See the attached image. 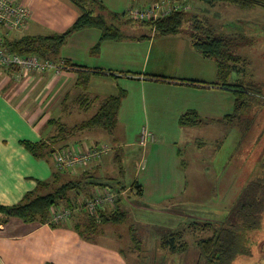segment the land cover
<instances>
[{
  "label": "crops",
  "instance_id": "0c3cea01",
  "mask_svg": "<svg viewBox=\"0 0 264 264\" xmlns=\"http://www.w3.org/2000/svg\"><path fill=\"white\" fill-rule=\"evenodd\" d=\"M14 1L29 10L30 18L23 35H12L11 40L23 36L63 34L78 16L77 9L67 0ZM97 1L108 11L122 14L129 9L148 8L161 0ZM169 1L179 3L178 0ZM182 2L186 3V0ZM135 5L138 8H133ZM99 38L100 32L94 28L68 35L51 60L64 66L59 72L47 70L20 76L13 70H0V205L18 204L26 194L37 188L39 182L49 181L56 171L50 159L34 157L24 143H40L52 137L55 127L49 124L50 120H59L70 128L78 123L74 118L82 116L71 104L76 90L73 87L76 74L66 68L65 63L101 71V74L90 77V95L107 97L113 95L117 88L126 93L117 112L114 132L118 135L117 140L122 139L127 149L125 155L120 154L121 158L129 159L121 160L117 167L116 153H111L116 146L112 148L99 143L92 138V131H84L68 137L67 145L80 149L98 144L106 146L109 152L75 174L95 171L100 185L117 194L115 208L119 210L123 209L119 196L128 193L139 198L147 209L183 205L187 184L177 148L182 136L179 132H197L204 117L213 119L231 114L235 110V99H229L225 93L229 92L227 89L215 86L214 62L198 55L185 34L159 37L152 34L142 40L103 41L94 51ZM153 50L154 57H151ZM149 76H162L168 80H156ZM233 77L230 75L228 80ZM188 80L208 84L198 86L181 82ZM220 100L224 101L222 106ZM187 112H194L199 123L180 125V117ZM128 121H134L137 129L142 126L141 130L145 128L151 132L153 140L145 146L138 144V137L131 142L130 134L125 132ZM169 129L177 132L173 140L167 136ZM159 133L164 136L160 137ZM156 135L159 138H155ZM126 164V177L130 179L131 176L132 180L138 181L140 196L132 189L125 194L128 189L122 186L118 190L111 189L104 182L118 171L123 172ZM127 204H133V201ZM73 217L54 227L8 218L0 224V264L140 263L141 254H145L143 251L140 253L130 247L124 252L119 246L120 239L103 238L105 230H115L120 224L101 225L96 234L93 233L94 236H88L82 233L84 221L77 222ZM159 250L166 251L161 246Z\"/></svg>",
  "mask_w": 264,
  "mask_h": 264
},
{
  "label": "rangeland",
  "instance_id": "374dc122",
  "mask_svg": "<svg viewBox=\"0 0 264 264\" xmlns=\"http://www.w3.org/2000/svg\"><path fill=\"white\" fill-rule=\"evenodd\" d=\"M162 1L167 0L155 3ZM178 1L179 5L174 6H182V0ZM184 4L188 7L185 12L203 17L215 33H220L227 40L228 48L239 57L236 67L241 68L244 73L243 83L257 84L263 100L259 102L251 96L252 106L243 119L232 110L225 117H204L197 132H179V136H182L177 148L187 184L183 205L147 209L134 194L120 195L119 202L123 208L121 210L125 213L124 222L115 230H105L103 238L114 237L115 241L120 239L119 246L126 252L130 247L135 248L132 240L134 236L136 244L145 253L141 254L142 264H209L196 244V240L203 235L198 231L193 232L191 226L197 222L219 225L230 222L240 227L237 229L238 238L240 241L245 239L246 250V253L237 252L230 264H264V9H244L223 2L207 4L198 0H186ZM138 26L128 25L130 30ZM146 27L148 26H139L138 29L146 31ZM188 27L189 25L183 24L181 30ZM15 35L21 36L23 32L19 31ZM154 53L153 50L151 57H154ZM53 57L55 55L47 59L52 60ZM231 75L235 78L229 79L228 83L240 78L236 72ZM215 82L218 80L215 79ZM225 93L229 95V99H235L231 91ZM220 103L222 106L224 101L220 100ZM257 104H261L260 109ZM91 114L89 111L74 120L79 122ZM141 128L142 126L137 129L134 121H128L125 132L130 134L131 142L135 138L137 140ZM159 136L163 137L164 134L159 133ZM167 136L169 140H173L177 137V132L169 129ZM117 137L115 132L109 134L97 128L92 131V138L97 142L108 144L112 148L116 146L111 153L125 155L127 149L124 148L123 140L118 141ZM126 159L129 158H121ZM127 165L123 166L120 175L118 171L104 181L111 189L118 190L121 186L129 187L133 183L135 179L126 177ZM255 182L262 184L259 202L253 207L254 217L245 221L237 213L235 206L239 200L244 201V192ZM128 201H133V204H127ZM95 227L98 228L96 225ZM183 230L186 233L175 241L173 253L159 250L162 237L168 238ZM83 234L92 235L88 232Z\"/></svg>",
  "mask_w": 264,
  "mask_h": 264
},
{
  "label": "trees",
  "instance_id": "16d2710c",
  "mask_svg": "<svg viewBox=\"0 0 264 264\" xmlns=\"http://www.w3.org/2000/svg\"><path fill=\"white\" fill-rule=\"evenodd\" d=\"M67 1L78 11V16L70 29L60 35L43 37L23 36L15 40H9L7 42L8 49L19 55H36L44 59H50L68 35L86 28H94L100 32V38L94 51L98 50L103 41H120L129 38L142 40L149 38L152 34L157 37L183 32L198 55L205 60L214 62L216 81L218 80L215 86H218L220 89H227L235 95L234 113L238 117H242L243 119V116L248 113L249 108L252 106L250 102L251 96L257 98L258 101L263 100L261 98V90L257 84L253 82L243 83L242 76H244V73L241 68L236 67L240 61L238 55L231 52L232 50L228 48L227 40L220 33H215L203 20V17L199 18L197 15H189L185 11H173L156 21L137 23L128 18L125 19V13L115 14L108 11L97 0ZM198 1L207 4L223 2L244 9L256 7L264 9V0ZM183 24H187L189 27L181 30ZM128 25H139L140 27L146 25L148 26L146 27L148 30L138 29L139 26L130 30ZM241 61L243 62V60ZM64 65L76 74L73 85L76 90L71 98V104L75 106L76 112L83 116L89 111L92 114L88 118H84L85 120L81 119L82 121L80 120V122L70 128L59 120H50L48 121L49 124L55 127V134L52 137L40 143H24V146L34 157L50 159L56 171L49 181L39 182L37 188L26 194L18 204L12 206L0 205V224L5 223L10 217H15L24 223L38 222L39 224H48L54 227L61 223L55 224L51 222V207L56 209L65 207L72 212L71 218L75 215L73 218L77 222L84 221L83 227L85 228L82 233L88 232L93 234L99 226L107 223L121 224L125 218V213L117 207L116 209L115 206L107 210L105 208L108 207L97 209L94 212H88L84 208L86 201L94 198L103 186L100 185V180L93 170L83 171L79 175L75 173L101 157L89 161L85 165L71 169L59 167L57 165V155L72 150L83 151L98 147V144H91L86 145L84 148L73 149V146L67 145L66 139L84 131L91 132L93 128L101 129L109 134L113 133L117 123V112L126 93L123 89L117 88L113 95L107 97L101 98L96 95H90L88 92L90 77L94 74H101V71H91V69H84L70 63H65ZM233 72H236L240 78L233 83H228V78ZM110 76L118 77V75L112 74ZM149 78L168 80L162 76H149ZM181 82L196 84L198 86L208 84L193 80ZM260 107L261 104H257V108L260 109ZM198 123L199 119L194 112L185 113L179 120L180 125H195ZM120 157L121 155L118 153L115 154L114 159L117 167L121 161ZM121 173L122 170L119 171V175ZM260 184L256 182L251 184L243 194L242 198H245L244 201H242L243 199L239 200L235 206L237 207V213L245 221L250 220L255 215L253 207L257 206L259 202V190L262 185ZM93 188L95 190H92ZM124 188L134 190L137 196L142 194L141 187L136 180L129 187ZM188 227L190 229V226ZM188 229L186 230L188 231ZM191 229L193 232L198 231L203 235L202 237L199 236L201 238L196 240V244L199 246L203 256L208 259L209 264H230L237 252L246 253L244 248L245 239L242 238L240 241L238 238L237 229H240V227L234 226L230 222L223 225L212 222H197L191 226ZM186 230L170 235L168 238L162 237L160 242L161 248L173 253L175 251L174 244L186 233ZM132 240L135 242L134 249L141 253V248L136 244L137 241L134 236H132ZM179 251H182V249ZM139 264H142L141 258Z\"/></svg>",
  "mask_w": 264,
  "mask_h": 264
},
{
  "label": "built area",
  "instance_id": "2783aa9c",
  "mask_svg": "<svg viewBox=\"0 0 264 264\" xmlns=\"http://www.w3.org/2000/svg\"><path fill=\"white\" fill-rule=\"evenodd\" d=\"M176 5L171 1H162L154 3L148 8L129 9L125 16L137 23L147 21H156L170 14L173 11H186L188 7ZM179 5V3H177ZM30 18L29 10L22 4L14 0H0V70H13L17 75L29 76L35 73H42L47 70L59 72L64 66L55 64L51 60L41 58L36 55H19L11 52L7 47V42L11 40L12 34L15 35L26 28ZM153 140V134L143 128L138 136V144L145 146ZM109 149L106 146H98L83 151H67L57 155V165L59 167L71 168L80 167L85 163L106 155ZM131 190L124 192L125 194ZM117 194L108 188H102L97 195L87 200L84 208L88 212H94L97 209H109L115 206ZM71 211L65 207L50 209L51 222L55 224L63 223L71 216Z\"/></svg>",
  "mask_w": 264,
  "mask_h": 264
}]
</instances>
